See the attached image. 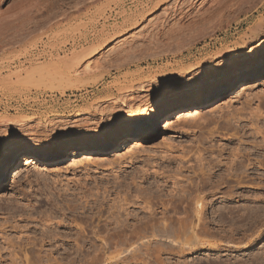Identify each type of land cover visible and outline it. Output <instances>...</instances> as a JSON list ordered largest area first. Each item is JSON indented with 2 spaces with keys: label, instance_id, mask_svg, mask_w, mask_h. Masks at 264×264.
<instances>
[{
  "label": "rangeland",
  "instance_id": "obj_1",
  "mask_svg": "<svg viewBox=\"0 0 264 264\" xmlns=\"http://www.w3.org/2000/svg\"><path fill=\"white\" fill-rule=\"evenodd\" d=\"M211 1L192 8L191 16L201 18L194 26L161 25L171 0H5L0 5V120H9V125L38 122L37 137L46 144L27 151L17 131H0V264H10L8 254L14 253L20 260L15 264H66L60 242L53 245L58 248L37 245L33 252L26 241L40 238L38 221L50 215L64 219L62 212L68 218L78 215L79 210L66 206L70 201L86 203L91 217L119 197L115 185L120 180L141 183L146 177L141 187L153 183L164 195L180 160L190 156L192 164L195 158V172L200 173L218 157L227 161L236 149L252 150L253 141L264 135V0H241L219 13L208 6ZM92 46L97 51L87 55ZM222 54L227 58L211 61ZM62 56L68 62L83 57L74 67L78 73L85 61L90 69L80 74L70 69L68 83L60 85L50 61ZM190 63H197L194 79L159 84L165 73L186 71ZM33 66L51 71H28ZM125 73L132 79L143 77L141 87L133 81L130 89L118 90L128 79ZM181 175L183 180L187 174ZM255 183L230 182L227 195H208L197 215L205 232L197 233L195 251L171 257L161 252L157 264H254L258 259L264 264V224L252 236L242 230L246 226L233 225L241 223L244 208L263 205L264 182ZM134 211L133 218L145 216ZM231 233L235 244L230 245ZM243 233L246 241L241 244ZM87 251L90 258L93 249ZM48 253L52 262L35 258ZM70 253L75 255L72 249ZM26 256L32 259L27 262Z\"/></svg>",
  "mask_w": 264,
  "mask_h": 264
},
{
  "label": "bare ground",
  "instance_id": "obj_2",
  "mask_svg": "<svg viewBox=\"0 0 264 264\" xmlns=\"http://www.w3.org/2000/svg\"><path fill=\"white\" fill-rule=\"evenodd\" d=\"M171 1H173V2L171 4H168L167 9L165 8L166 11L164 10L165 12H163V13H166L165 14L166 18L165 19L163 18L164 22L161 23V25L168 24V22L171 21L173 23L175 22L176 24L180 23V22H182V23L184 22V24L189 26V25H193V24L195 25V23L201 19V18L198 19L196 16H194V17L191 16V13H192L191 10L198 3H199V6L201 3H205L204 2L205 0H171ZM206 1H209V0H206ZM240 1L241 0H212L211 1L213 3V4L211 3L212 6L210 5V3L208 6H210L211 9L214 7L213 10L215 12L217 10V13H219V11L220 10L222 11V9L228 10V8L231 9V8L235 7L237 4L240 5V3L242 2V1L241 2ZM4 3H5V0H0V5L4 4ZM185 4H187V5H185ZM201 6H202V4H201ZM210 8L208 7L209 10H210ZM209 10H206L209 12V14L207 13L208 15H210V13H212ZM214 11H213V13L217 14ZM195 14H197V13L195 12ZM199 16H201V15L199 14ZM187 32H189V31H187ZM179 41H176V42H179ZM185 41H187V39ZM185 41H184V43H185ZM180 43L181 42H179V44ZM182 44L183 43H181V45ZM98 45H100V44H98ZM96 47H97V45H96ZM182 47H183V45H182ZM180 49H182V48L180 47ZM70 50H72V49H70ZM93 50L97 51V49H95V48L93 49V46H92V48L90 50L89 49L87 50V55L91 54L93 52ZM173 52H175V51H173ZM97 55H98V53H97ZM227 56H228V54H222L221 56H215V57L211 58V61L218 60V62H220L221 60H224L225 58H227ZM35 57H36V55H35ZM38 58L40 59L42 57H39V55H38ZM79 58H80V56H77L73 60H71V62H68V60L66 59L65 56L64 57L62 56V58L51 59L50 62L54 63L53 70H55L54 72H57V73H55L56 77H57L56 79H59L58 82L60 83V85H62V82H60V81H64L68 78L70 69H71L72 73H78L77 70L76 71L74 70V67L77 65V62H79L83 57L81 59H79ZM30 60L28 58V62ZM47 60L48 59L44 58V62H46ZM82 60H84V59H82ZM33 62H34V60H33ZM35 62H37V61H35ZM218 62H216V63H218ZM41 63H43V61ZM49 63H48V65H49ZM83 63H84L83 67H82L83 69L81 68V71H80V69H78L80 71V73L88 72L87 69H90L89 68L90 66H88L89 63H87V61H85ZM196 64L197 63H190L189 65L185 66L184 69H186V71H183V72H178V71L174 72L173 71L171 73H165L163 76H161L159 78V84L162 85V84L166 83V81L176 83L177 81H179L181 79L186 80V81L187 80L190 81L191 79H194V77L197 76V68L195 66ZM27 66H29V64ZM38 66H36V67L33 66L32 68L29 67L28 71H30V69H32V71H33V68L35 67L34 71L40 72V71H43L42 69H47L49 67L48 66L47 68H43L44 66H40V67H38ZM118 66H119V64H118ZM25 69H26V67H25ZM49 69H47L45 71H48ZM120 69H121V67H120ZM49 71H51V70H49ZM80 73H78V74H80ZM106 73L107 74H105V75L100 74L99 78H98V75L94 76V77L95 78L97 77L98 79H103V77L108 75V72H106ZM43 74L46 75V73H43ZM24 76H25V74H24ZM26 76H25V78H26ZM45 77H47V76H45ZM123 77H127L128 79L125 82V84H123V86H122L123 88L121 87L118 90L124 89V88L130 89L133 81H136V87H138L137 86L138 83H139L138 84L139 87H141L140 85L142 83H141V81H139V79L143 78V77L135 78L136 79L135 80V79H132L133 77H131V75L129 73H125L123 75ZM37 78H39V76ZM52 78H53V76H52ZM74 78H76V77H74ZM92 78H90V79H92ZM95 78H93V79H95ZM47 79H48V77H47ZM84 79L88 80L86 78H84ZM90 79H89V81H91ZM44 80H45V78H44ZM49 81H47V82L49 83ZM58 82H56V83H58ZM95 82L96 81H94V83ZM63 83H65V82H63ZM66 83H68V81ZM60 85H58V86H60ZM55 86H57V85H55ZM145 90H146V88H145ZM120 94H118V95L120 96ZM123 94H122V99L120 98L121 96L118 97V98H120V100H123V96H124ZM121 102L123 103V101H121ZM130 103H129V105H130ZM136 105H137V103H136ZM89 106L91 107L94 105L89 104ZM4 108H5V106H4ZM40 117H41V115H40ZM40 117H34V118L40 119ZM18 118H19V116H18ZM8 121L9 120H3V119L0 120V131L3 132L5 130H9V129L17 131L22 136V139L24 140V142H26L27 151H30L32 149L33 150H40L43 146L46 145V144H43V142H42L44 139L43 137H40V138L37 137V130L39 128L38 122L35 123L37 125H32L31 122H30L31 124L24 125L23 123H25V122H23V121L22 122L21 121L15 122L13 120L14 122L13 123L11 122L13 125H9ZM76 121H78V119ZM130 122L133 123L132 125L139 123L138 121H135V120H130ZM75 123L76 122H74V124ZM77 123H79V122H77ZM256 131H257V129H256ZM76 133H78V131ZM259 137H260V140H258V141L256 140L255 142L253 141V145L251 146L252 150H250V152L246 151V150L236 149L237 150L236 152H233L230 154V158L227 155V157H226L227 161L225 160V157L220 158V159L218 157V159H216L214 163L208 162L206 165H204L202 167L200 173L195 172L196 171L195 170L196 162H197V161H195V158H193L194 161L192 164H191L192 157H190V156H189L190 158L188 157L185 160H183V159L180 160L178 163V165L180 164V166L177 167L178 173L176 172L175 176L171 177V181H172L171 187L169 188L168 191H166V193L164 195L162 194V190L160 189L159 186H157L155 188L153 187L154 186L153 183H149L148 185L141 187L142 186L141 183L142 182L144 183V181H147L146 177H141L140 178L141 183H138V182H140L139 180H138V182H136L137 180H135L134 178H132L128 182H126V181L124 182L121 180L118 181V183L115 185L116 186L115 188L116 189L118 188L117 193L119 194V197H116L115 201L111 200V201H113V203L109 206H106L105 204L102 205L103 207L100 206V208L96 209L95 213H93L94 214L93 216L91 214V217L88 216V214H87L89 207L85 205L86 203L80 204V202L77 201V203H78L77 204L74 201L75 202V204H74L73 202L70 203L71 202L70 201L69 202L70 204L68 203L66 206L70 210H79L80 212L78 213V215L76 214V216H73L72 218H70V217L68 218L67 215L63 214V212H62L60 216H64V219L62 217L60 220H57L56 219L57 216L53 215V218H52L50 215V217H47L48 219L46 218L47 220L45 219L46 221H43L44 219L41 221H38L37 225L39 224L38 226L41 227V229H39L40 232L38 231L40 233L39 234L40 238L38 237L36 239V236H35L34 238L32 237L33 240H31L30 242L26 241V244L31 246V247H27V249L29 248L28 250H31V251L33 250V252H34L35 250L39 249V247H38L39 245L41 247L42 246L46 247L47 245L48 246L50 245L54 248L55 246H53V245H56L58 242H60L61 244H59V245L63 251V253H62L63 257L61 260L66 261V264H136L137 262L141 263V264H157L158 257L160 256L161 252H163V253L165 252V254H168L169 256L170 255L172 256L174 254L176 255L177 253H180L177 255H181L182 253H184L186 251H187V253H191V252L195 251L194 247L197 245V242H198L197 241V238H198L197 235H199V234H197V233H200V232L202 233L203 230H205V227H204L205 225H202V223H197V221L201 220L197 215L201 214L203 204H204L203 201L206 199V197L208 195H212V196L215 195L216 196V194L220 195L221 193H223L221 195H227V193L229 192L228 189L231 188V186H229L230 182L235 184L234 186H238L241 183L243 184L246 182L247 183H251V182L255 183V181H258L259 183H261V181L264 182V175H263L264 174V135L263 136L261 135ZM7 138H9V137H5L2 141L3 142L6 141ZM183 164L184 165L189 164V165L184 166ZM181 167L182 168L184 167V170L182 169V171H179V170H181ZM206 167H207V169H206ZM249 170H251V171L252 170H258V171L262 170L263 173H261L262 175L259 174V175L254 176V175L250 174L251 171H249ZM181 172H185L187 174L186 176L183 177L184 179L182 178L183 180L178 178V177H182L183 175L177 176L178 174H181ZM253 172H254V174H256L255 173L256 171H253ZM257 173H259V172H257ZM213 178H214V180H213ZM255 184H258V183H255ZM223 186H225L224 190H223L224 192H222V188H221ZM162 188H164V187H162ZM220 188H221V190H220ZM204 192H205V194H203ZM201 193L203 194L202 196H200ZM81 202H83V201H81ZM258 203L260 204V202H258ZM259 204L257 206L244 208L245 209L244 214L239 215V218L241 220L240 221L241 223H239V224H241V225H239V224L235 225V223H234L233 224L234 227L236 226L235 228H237V226H239V228L241 229V227L246 226V229L244 228L242 230L246 231V232L249 231L250 236H252L255 232H257L255 229V228H257L256 226L258 224H260V225L264 224V215L262 216V213L264 214V203H263V205L260 204L261 206ZM157 205L161 207V209L159 207V209L161 210L160 212H158L159 217H157L158 216L157 212H156L157 210L155 209V207H158ZM198 205L200 206V208H197ZM134 210L143 211L145 216L142 218H133L135 215ZM179 210H181V211H179ZM179 213H183L184 215L178 216ZM260 214L263 218L260 217ZM54 219L56 220V222L54 221ZM64 221H67L66 225L60 224V222L64 223ZM95 221L97 222L95 224V226L89 227L90 224L88 225V223L89 222L94 223ZM35 225H36V223H35ZM64 226H67V230H69V231L66 230L64 232L63 231L61 232V228H64ZM206 234H207V232H206ZM90 235L93 237H91ZM258 235H257V237H258ZM245 236H246V234H244V233L241 235V237H242V239H240L241 242L239 239L234 238V240L236 242H237V240H239L238 242H240L242 244L243 241L246 239ZM229 237H228L229 238L228 243L231 245L232 243H234V241L232 239V237H233L232 233H231V236H229ZM28 238H29L28 240H30L31 237H28ZM160 239H162V241ZM248 239H247L246 243L249 242ZM251 241H252V239H251ZM55 242H56V244H55ZM152 242H154V243L158 242L157 244H159V245H156V244L155 245L158 247H161V248L164 247L163 251H161L162 249H160L158 247L154 248L152 246L154 243L152 244ZM40 243H42L43 245ZM225 243L227 244V242H225ZM240 243H238V244H240ZM26 244H24V245H26ZM36 246L38 248L35 249ZM58 247H55V248H58ZM21 248H23L24 250L26 249L23 246L20 247L19 249H21ZM89 248L93 249V251H91V252H93V255H91L90 258H88L89 257L88 255L90 252L88 253V251H87ZM27 249L25 250L26 253H27ZM71 249L74 251L73 254L77 255L76 258L74 257L75 255L74 256L71 255V253H70ZM31 251H28V253L29 252L32 253ZM9 253L10 254L13 253L12 250ZM14 254H11V255L8 254V257L10 256L9 257L10 259L8 258L10 264H15L16 261L19 260V258L17 259L14 257V256H16V254L15 255ZM38 254L36 255L37 257H35L36 260H40V261L43 260L44 262L45 261L47 262L48 260H49L48 262L53 261L54 257L52 256L53 258H52V260H50L51 255H49V253H48V255L42 254L41 256H38ZM31 256H33V255L31 254ZM31 256H29V257L26 256L28 259H25V261L29 262L28 261L29 258L30 259L34 258V256L31 258ZM150 259L153 260V262L151 261V263H150L149 262ZM139 261H142V262H139ZM34 262H36V261L34 260ZM252 263L261 264V261H259V259H258V260H255V262L253 261Z\"/></svg>",
  "mask_w": 264,
  "mask_h": 264
}]
</instances>
